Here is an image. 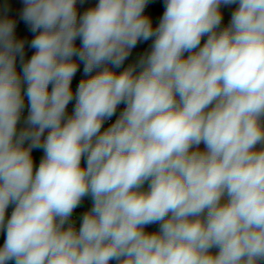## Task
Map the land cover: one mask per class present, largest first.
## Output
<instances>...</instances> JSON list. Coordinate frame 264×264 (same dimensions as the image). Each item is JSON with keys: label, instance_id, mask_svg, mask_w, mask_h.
Returning a JSON list of instances; mask_svg holds the SVG:
<instances>
[{"label": "clouds", "instance_id": "obj_1", "mask_svg": "<svg viewBox=\"0 0 264 264\" xmlns=\"http://www.w3.org/2000/svg\"><path fill=\"white\" fill-rule=\"evenodd\" d=\"M148 3L98 0L78 16L77 0H23L27 62L16 21L0 18V264H264V0H165L155 28ZM222 5H237L223 28ZM74 57L99 71L69 116Z\"/></svg>", "mask_w": 264, "mask_h": 264}, {"label": "trees", "instance_id": "obj_2", "mask_svg": "<svg viewBox=\"0 0 264 264\" xmlns=\"http://www.w3.org/2000/svg\"><path fill=\"white\" fill-rule=\"evenodd\" d=\"M92 1L93 0H83V3L80 2V4L76 6L77 10H78V16L82 15L85 11H87L88 9L91 8ZM12 4H13V14H12L11 19H14L16 21L15 34H16L17 39L25 40L24 62H27L35 52V49H32L28 46L31 39L34 37L35 33H32L29 30V26L19 16L15 15L16 10H23V7H24L23 0H12ZM164 10H165V5L161 2H159V0H149V3L146 6L143 14L151 20L152 26H153V28H155L158 26L160 19L163 16ZM228 24H229V22L222 21L221 28L226 27ZM206 39H207L206 36L204 38H202L201 43L203 44V42ZM75 43H76L77 47L80 46L81 41L79 40V38L76 40ZM152 43H153V40L138 42L136 47L132 49L131 54L125 60L124 64L119 69H112V70L117 72V73L120 71H123L124 68L128 67L130 64H133L137 58H139L140 56L144 55L147 52H150ZM188 54L189 53H185V57ZM73 59L76 60L77 63L79 64V70L77 71V73L74 76L72 83H71V88L73 91L74 98L72 101H70V103L66 109L69 111V116L73 114V110H74V106H75V91L77 89V86H78L80 80L81 79H87L91 75H94L96 73V71H98V69H96L93 71V73L88 74L86 76L83 72V63H80L76 57H74ZM109 67L111 68V65H109ZM16 69L22 78V63H21L19 56L17 57V61H16ZM22 85L27 86L26 83H22ZM51 87H52V85H49V90H51ZM122 109H123V104L118 106L116 115L113 116L114 121L119 116ZM104 128H107V127H104ZM34 166H35V164H34ZM34 168H37V166H35ZM10 207L14 208V205H10ZM91 207H92V203H89L87 201V199L84 197L82 200V205L73 211L71 220L73 222H75V221L81 222L82 216L84 215L85 212L89 211ZM76 224L78 226H80L78 223H76ZM145 230L148 232L158 231L159 225L158 224L149 225L146 227ZM114 264H115V262H114Z\"/></svg>", "mask_w": 264, "mask_h": 264}, {"label": "rangeland", "instance_id": "obj_3", "mask_svg": "<svg viewBox=\"0 0 264 264\" xmlns=\"http://www.w3.org/2000/svg\"><path fill=\"white\" fill-rule=\"evenodd\" d=\"M159 2H161V3H163L164 5H165V0H159ZM80 4V0H77V5H79ZM98 4V0H93L92 1V3H91V8H93V7H95L96 5ZM76 5V6H77ZM223 5L221 6V10H223ZM224 8H225V6H224ZM233 11L235 10V9H232ZM19 11H15V15L16 16H21V12L20 13H18ZM12 14H13V4H12V0H0V18H2L3 16H7V17H9V18H11L12 17ZM230 19H231V15H223V20L222 21H226V22H230ZM140 58V57H139ZM139 58H137L135 61H134V63H136L137 61H138V59ZM133 63V64H134ZM98 71H99V69H98ZM26 87L27 86H25V85H22V89L24 90V91H26ZM66 114L67 115H69V111L68 110H66ZM27 117V116H26ZM26 117H24V118H21V121H23V123H24V120L26 119ZM45 135H47V132H45ZM43 150L42 149H33V151H32V156H33V161H34V164H35V166H37V168H38V166H39V163H40V160H41V158L43 157ZM34 166V167H35ZM82 166H86V160L85 159H82ZM147 183L143 186V190H147ZM86 199H87V201L89 202V203H92V200H91V197L90 196H86L85 197ZM83 200V199H82ZM82 202V201H81ZM82 205V203L79 205V207ZM78 208V207H77ZM76 223H78L79 225H80V223L81 222H79V221H75ZM111 264H114V261L113 262H111Z\"/></svg>", "mask_w": 264, "mask_h": 264}, {"label": "built area", "instance_id": "obj_4", "mask_svg": "<svg viewBox=\"0 0 264 264\" xmlns=\"http://www.w3.org/2000/svg\"><path fill=\"white\" fill-rule=\"evenodd\" d=\"M24 100H25V107H24V109L22 111L21 117H26L28 115V101H27L26 95L24 97ZM125 106L126 105L123 104V109H124ZM123 109H122V111H123ZM113 121H114V117H112L111 119L105 121L104 127H109L113 123ZM13 209L14 208H11L9 206V208L7 209V212H6V219L8 217H10L11 212L13 211ZM74 224H75V226H76V228L78 230L79 226L75 222H74ZM5 238H6V233L4 231H0V247L3 246V243H4ZM10 264H13V262H10Z\"/></svg>", "mask_w": 264, "mask_h": 264}, {"label": "crops", "instance_id": "obj_5", "mask_svg": "<svg viewBox=\"0 0 264 264\" xmlns=\"http://www.w3.org/2000/svg\"><path fill=\"white\" fill-rule=\"evenodd\" d=\"M236 7H237V5L225 6V8H224V6H223V7H222L223 10H221V12H222L223 15H231V13L233 12L232 9H235ZM17 11H19L18 13H20L22 10H16V12H17ZM11 18H12V17H11ZM21 118H24V117H21ZM24 126H25V125H24L23 121L20 120V123H19V125H18V128H23ZM199 148H200V150H204V145L201 144V145L199 146ZM211 251H212L213 253H215V252H217L218 250H217V249H212Z\"/></svg>", "mask_w": 264, "mask_h": 264}]
</instances>
